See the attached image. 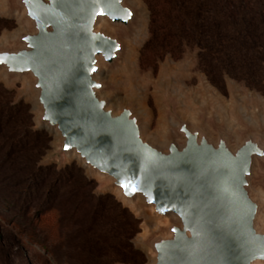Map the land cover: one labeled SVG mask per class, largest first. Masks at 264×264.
<instances>
[{
  "label": "water",
  "instance_id": "1",
  "mask_svg": "<svg viewBox=\"0 0 264 264\" xmlns=\"http://www.w3.org/2000/svg\"><path fill=\"white\" fill-rule=\"evenodd\" d=\"M14 7L31 32L0 48L1 75L27 80L37 125L55 134L59 156L105 179L135 211L170 220L147 241L153 264H264V207L253 188L264 166V124H248L251 132L232 141L174 113L160 149L134 108L109 106L103 81L127 53L123 33L132 39L138 25L130 0H14ZM101 20L112 30L98 29ZM198 151L201 160L181 162Z\"/></svg>",
  "mask_w": 264,
  "mask_h": 264
},
{
  "label": "rangeland",
  "instance_id": "2",
  "mask_svg": "<svg viewBox=\"0 0 264 264\" xmlns=\"http://www.w3.org/2000/svg\"><path fill=\"white\" fill-rule=\"evenodd\" d=\"M130 2L137 11L138 25L132 39L123 33L127 53L121 64L104 75L109 106L118 108L124 103L134 108L151 143L149 134L165 138L173 131L174 113L193 124L200 123L211 133L221 129L232 141L249 134V126L264 124V88H250L228 77L223 90L216 88L200 70L196 48L182 47L174 56L163 55L153 44L148 45L154 1ZM14 9V0H0V21L4 22L0 40L26 26L25 20L13 14ZM101 30L112 29L106 25ZM27 86L24 78L7 82L0 74V264H111L117 251L114 245L121 243L124 234L113 232V206L107 210L109 222L91 225L94 198L103 196L112 197L139 222V232L130 241L138 253L133 262L148 264L147 241L152 232H158L150 228L154 221L151 212L132 210L109 189L105 179L92 175L77 160L59 156L55 134L37 125L38 111ZM113 100L121 103L112 106ZM260 130L264 132L263 125ZM70 166L80 173L74 174L71 183L56 186L54 203L45 197L50 181L40 190L30 186L37 169L54 167L59 173ZM253 188L260 189L257 196L264 207V166L257 168ZM42 207L50 210L45 215L49 235L38 234L39 238L33 239L28 234L29 224ZM260 224L264 226V213Z\"/></svg>",
  "mask_w": 264,
  "mask_h": 264
},
{
  "label": "trees",
  "instance_id": "3",
  "mask_svg": "<svg viewBox=\"0 0 264 264\" xmlns=\"http://www.w3.org/2000/svg\"><path fill=\"white\" fill-rule=\"evenodd\" d=\"M153 1L148 45L153 44L163 55L170 53L172 56L175 52L180 53L182 47L196 48L200 70L220 90L224 89L225 77L244 82L250 88H264V0ZM3 23L0 21V31ZM77 173L80 172L74 166L59 173L54 167L40 168L30 178V186L40 190L45 181H50L45 197L46 201L54 203L56 186L71 183ZM46 174L48 176L44 178ZM52 175L55 177L50 180ZM94 201L91 225H99L105 220L109 222L110 216L106 214L113 206L116 213L111 220L113 232L124 234L121 243L114 245L117 251L111 264H134L138 253L130 241L139 232V222L110 196L94 198ZM49 211L43 207L37 211L29 224V237L49 235L45 223ZM43 240L47 242L46 238ZM99 243L102 244H96Z\"/></svg>",
  "mask_w": 264,
  "mask_h": 264
},
{
  "label": "bare ground",
  "instance_id": "4",
  "mask_svg": "<svg viewBox=\"0 0 264 264\" xmlns=\"http://www.w3.org/2000/svg\"><path fill=\"white\" fill-rule=\"evenodd\" d=\"M20 19H22V16L20 15L19 16ZM26 26H19V28L15 31H13L12 35L10 36H7V37H4L0 40V46L1 47H7V46H11L15 43H18V40L21 36H23L24 34H26L27 32H31V26H30V23L28 21H26ZM107 23L103 20H101L99 23H98V29H102V27L106 26ZM129 59H127V62H128ZM1 74V73H0ZM4 78H6L4 76ZM121 102L119 100H113L112 101V106L113 105H119ZM149 137L153 140V145L157 146L158 148L160 149H165V147L167 146V144L169 143V141L167 139H165L164 137L160 136V134H155L154 136L153 135H150L149 134ZM116 193V196L118 198H121V195H120V191H115ZM256 200L258 201V203L260 204V206H262V202L259 200L258 196H256ZM122 199V198H121ZM122 202H124L125 204H127V206H129V208H131L132 210L135 209V206L132 202H126L124 199H122ZM263 214H261L260 218L262 217ZM173 218V217H171ZM259 218V220H260ZM170 224V220L169 219H158V218H155L153 223L150 224V228L155 230V231H162L161 229L162 228H166L168 225ZM154 263V256L152 255L150 261L148 264H153ZM257 264H261V263H257Z\"/></svg>",
  "mask_w": 264,
  "mask_h": 264
},
{
  "label": "snow or ice",
  "instance_id": "5",
  "mask_svg": "<svg viewBox=\"0 0 264 264\" xmlns=\"http://www.w3.org/2000/svg\"><path fill=\"white\" fill-rule=\"evenodd\" d=\"M100 15H103V13L101 12ZM0 62L3 61L0 60ZM93 71H95V69H93ZM202 158H203L202 153L198 151L197 154H193L187 160L181 158V162L188 164V163H192L193 161H199ZM121 187H123L126 192H131L132 194H135L138 191V186L135 183H131V182H122ZM173 231H176V229H173Z\"/></svg>",
  "mask_w": 264,
  "mask_h": 264
}]
</instances>
